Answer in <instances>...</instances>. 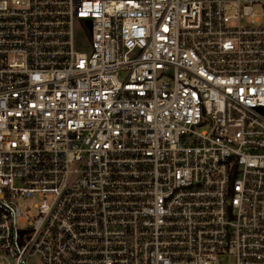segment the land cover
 <instances>
[{"label":"built area","instance_id":"1","mask_svg":"<svg viewBox=\"0 0 264 264\" xmlns=\"http://www.w3.org/2000/svg\"><path fill=\"white\" fill-rule=\"evenodd\" d=\"M34 263L264 264V0H0V264Z\"/></svg>","mask_w":264,"mask_h":264},{"label":"rangeland","instance_id":"2","mask_svg":"<svg viewBox=\"0 0 264 264\" xmlns=\"http://www.w3.org/2000/svg\"><path fill=\"white\" fill-rule=\"evenodd\" d=\"M78 41H79V47H82V48H85L86 47V45H87V39H85V38H79ZM224 262L225 263H229L230 261H229V259H225ZM34 264H36V263H34Z\"/></svg>","mask_w":264,"mask_h":264}]
</instances>
